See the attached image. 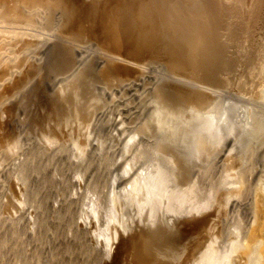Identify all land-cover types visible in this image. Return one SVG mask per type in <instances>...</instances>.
Instances as JSON below:
<instances>
[{
  "label": "rangeland",
  "instance_id": "obj_1",
  "mask_svg": "<svg viewBox=\"0 0 264 264\" xmlns=\"http://www.w3.org/2000/svg\"><path fill=\"white\" fill-rule=\"evenodd\" d=\"M263 10L0 0V264H264Z\"/></svg>",
  "mask_w": 264,
  "mask_h": 264
},
{
  "label": "bare ground",
  "instance_id": "obj_2",
  "mask_svg": "<svg viewBox=\"0 0 264 264\" xmlns=\"http://www.w3.org/2000/svg\"><path fill=\"white\" fill-rule=\"evenodd\" d=\"M4 2V1H3ZM2 10V9H1ZM262 10V9H261ZM264 11V10H263ZM264 25V24H263ZM259 29V28H258ZM262 30H264V27L263 28H261V31H259V32H261V33H264V31H262ZM263 35V37H264V34H262ZM261 38V40H264V38ZM10 40V39H9ZM257 42V41H256ZM255 44V43H254ZM262 45V44H261ZM256 47L258 46V45H255ZM255 47V48H256ZM262 47L263 48H261V50H259V52H258V50H257V48L255 49V51H256V55H257V58H258V55L260 54V52H263L262 54L264 55V44L262 45ZM254 50V49H253ZM262 55V57L261 56H259V57H261V59L259 58V60H262V61H264V56ZM255 61H258V59L256 60L255 59ZM261 61V62H262ZM258 63V62H257ZM260 64V63H259ZM264 65V64H263ZM264 67V66H263ZM263 70V69H262ZM264 72V71H263ZM262 72V75L264 74ZM262 124V123H261ZM258 229H256V231L258 232L257 233V236L258 237H260V240H261V244H260V255L261 256H263V258H264V197L260 200V202L258 203ZM253 239V238H252ZM255 239V238H254ZM109 241V240H108ZM253 241V240H252ZM251 242V241H250ZM253 245V244H252ZM258 245V244H257ZM256 245V246H257ZM251 246V245H250ZM259 246V245H258ZM252 247V246H251ZM250 247V248H251ZM257 250H258V248H256ZM254 250V249H253Z\"/></svg>",
  "mask_w": 264,
  "mask_h": 264
}]
</instances>
